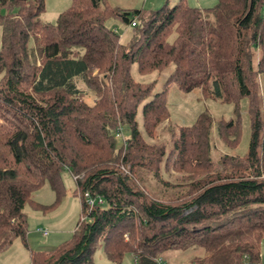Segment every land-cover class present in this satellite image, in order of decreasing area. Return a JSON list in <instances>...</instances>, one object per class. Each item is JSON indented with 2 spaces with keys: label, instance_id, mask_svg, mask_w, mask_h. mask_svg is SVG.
Returning <instances> with one entry per match:
<instances>
[{
  "label": "trees",
  "instance_id": "16d2710c",
  "mask_svg": "<svg viewBox=\"0 0 264 264\" xmlns=\"http://www.w3.org/2000/svg\"><path fill=\"white\" fill-rule=\"evenodd\" d=\"M44 9V0H0V253L18 240L29 264H91L99 246L109 264L126 254L136 264H261L264 0H218L205 10L177 0L149 14L70 0L55 24L41 21ZM110 19L132 28L127 44ZM133 65L142 76L171 70L154 92L155 81H134ZM172 86L232 105V118L214 122L205 111L168 129L169 149L148 144L169 121ZM243 111L247 150L221 156L216 171L212 151L238 147ZM64 172L79 220L69 240L35 251L24 209L59 207ZM46 185L48 206L32 198ZM85 193L102 205L89 211Z\"/></svg>",
  "mask_w": 264,
  "mask_h": 264
},
{
  "label": "rangeland",
  "instance_id": "374dc122",
  "mask_svg": "<svg viewBox=\"0 0 264 264\" xmlns=\"http://www.w3.org/2000/svg\"><path fill=\"white\" fill-rule=\"evenodd\" d=\"M177 0H107L109 6L112 8H120L121 10H138L145 14H149L166 3L168 5L175 4ZM187 6L190 8H198L200 10L214 8L218 0H184ZM70 6V0H44V12L40 16L43 23L55 24L58 15L65 11ZM4 13V11L2 12ZM106 25L115 30V32L120 37L122 44H127L133 35V30L127 25H124L118 19H110L107 21ZM0 44H1V28H0ZM171 68L163 71L162 73H153L151 75L142 76L137 72L136 65L131 67V76L134 81L138 83H149L152 81L156 82L154 92L160 90L163 85L168 71ZM84 100L90 104L94 101V96L88 94L85 96ZM167 108L169 111V121H164L156 130V134L153 139L145 138L150 145H165L168 149L170 147L169 132L168 129L171 128L179 132L180 127L191 126L197 116L205 111H207L213 118L214 122L220 119L229 120L232 118V105L220 104L213 100H206L202 96L200 90H194L189 94H184L180 92L176 86L170 87L167 94ZM242 108L246 107V100L241 102ZM137 121L141 126V117L138 113ZM123 138L128 137L127 129L122 130ZM249 141V125L248 116L246 112L242 113V139L240 144L236 149H227L223 145L216 144L215 149L212 151V158L214 161V166L216 171L220 169V157L229 154L231 156H241L243 155L248 147ZM119 144V142H117ZM64 175V176H63ZM169 176L172 182H174L178 175ZM64 181V186L66 190L65 198L63 199L61 205L57 207L54 211L44 215L43 213L36 212L27 206L24 209L25 214L28 219V236L27 241L32 244H44L45 241L54 237L56 232L62 233L63 236L71 238L74 233L77 221L79 220L80 214V201L78 198L73 196V191L75 189L74 180L68 172L62 174ZM33 200L41 205L48 206L53 202V194L50 188L46 185L41 190L36 192L32 196ZM49 229L50 236L47 240L42 239L37 235V230L39 229ZM264 243V242H263ZM17 246V251L14 252V247ZM30 247V245H29ZM31 248V247H30ZM199 253V252H194ZM193 253V254H194ZM27 250L23 248L18 240H15L11 249L0 253V264H21V259H27ZM181 258H170L169 264H179ZM21 261V262H20ZM26 261V260H25ZM27 263V262H25ZM91 264H109L101 246L95 251L93 255V260ZM122 264H136L134 257L131 254H126L122 259Z\"/></svg>",
  "mask_w": 264,
  "mask_h": 264
},
{
  "label": "crops",
  "instance_id": "0c3cea01",
  "mask_svg": "<svg viewBox=\"0 0 264 264\" xmlns=\"http://www.w3.org/2000/svg\"><path fill=\"white\" fill-rule=\"evenodd\" d=\"M47 229V228H45ZM49 231V229H47ZM38 236H40L42 239L44 240H47L49 238V234H50V231L48 232V235L47 236H42L38 231L36 232ZM28 236V235H27ZM68 238H66L65 236H63L62 233H58L56 232L55 236L54 237H51L50 239H48L47 241L44 242V244H40V245H37V244H32L31 242H29V245L31 247V249L35 250V251H48V250H51V249H54L56 248L59 244L67 241ZM264 242V241H263ZM261 243V252H260V258H261V264H264V243ZM11 249V246L8 248V249H5L4 251H7ZM4 251H2L1 253H3ZM14 252L17 251V246L14 247L13 249ZM27 259H21L22 263L21 264H29V255H28V252H27ZM26 260V261H25ZM20 261V262H21ZM27 262V263H25Z\"/></svg>",
  "mask_w": 264,
  "mask_h": 264
},
{
  "label": "built area",
  "instance_id": "2783aa9c",
  "mask_svg": "<svg viewBox=\"0 0 264 264\" xmlns=\"http://www.w3.org/2000/svg\"><path fill=\"white\" fill-rule=\"evenodd\" d=\"M83 200H84L85 206L87 207L89 211L93 210L96 205H102L101 200L92 199L87 193L83 194ZM41 232L43 236H46L48 234L47 229H43Z\"/></svg>",
  "mask_w": 264,
  "mask_h": 264
}]
</instances>
